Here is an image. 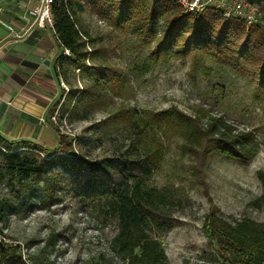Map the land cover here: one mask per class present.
I'll list each match as a JSON object with an SVG mask.
<instances>
[{"label":"rangeland","instance_id":"obj_1","mask_svg":"<svg viewBox=\"0 0 264 264\" xmlns=\"http://www.w3.org/2000/svg\"><path fill=\"white\" fill-rule=\"evenodd\" d=\"M78 26L88 35L86 63L101 73L65 67V78L56 76L61 101L47 125L67 135L80 155L103 161L117 180H140L178 198L180 205L173 210L177 225L161 238L168 263L207 264L210 246L203 223L213 207L229 222H264V212L251 205L261 194L257 172L264 171V100L254 98L249 78L210 60L195 73L189 59L148 66L150 47L113 30L89 10L78 16ZM51 45L59 55L53 40ZM171 107L201 124L221 116L238 131L254 132L260 143L257 155L241 165L212 154L197 174L195 157L181 149V134L142 128ZM53 134L55 139L44 144L50 149L58 144ZM146 148L155 153L153 167ZM6 184L0 182V200H6L0 239L18 244L25 264H124L111 251L118 221L103 201L73 199L61 190V200L47 208L31 191L19 192L17 186L11 191Z\"/></svg>","mask_w":264,"mask_h":264},{"label":"trees","instance_id":"obj_2","mask_svg":"<svg viewBox=\"0 0 264 264\" xmlns=\"http://www.w3.org/2000/svg\"><path fill=\"white\" fill-rule=\"evenodd\" d=\"M247 1L261 11L260 22L247 25L240 19L224 18L211 6L199 14L186 13L175 0H52V31L61 52L55 59L54 72L58 78H65V67L70 66L101 73L86 63L90 57L86 50L88 35L78 26V16L89 10L113 30L150 47L148 66L189 59L190 71L195 73L210 60L249 78L254 98L264 100V0ZM61 96L48 108L47 123ZM141 125L181 134V149L199 164L197 174L212 154L246 165L260 146L254 132L238 131L221 116H211L201 124L174 107ZM49 126L58 137L53 149L0 134V157L5 161L0 165V182L6 181L11 191L16 186L19 192L31 191L47 208L61 200V190L73 199L103 201L107 213L118 221V232L110 243L116 257L124 264H169L161 238L176 227L173 210L180 200L168 190L146 187L140 180H117L103 161L80 155L67 135L53 124ZM144 153L153 167L155 153L148 148ZM257 178L261 194L251 205L264 212V171H258ZM5 212L6 200H0V221ZM203 226L210 246L207 264H264V222L249 218L229 222L213 207L205 215ZM0 264H25L20 246L0 239Z\"/></svg>","mask_w":264,"mask_h":264},{"label":"crops","instance_id":"obj_3","mask_svg":"<svg viewBox=\"0 0 264 264\" xmlns=\"http://www.w3.org/2000/svg\"><path fill=\"white\" fill-rule=\"evenodd\" d=\"M51 40L57 45L46 29L32 28L21 37L0 32V134L6 138L43 145L55 139L45 118L58 85Z\"/></svg>","mask_w":264,"mask_h":264},{"label":"built area","instance_id":"obj_4","mask_svg":"<svg viewBox=\"0 0 264 264\" xmlns=\"http://www.w3.org/2000/svg\"><path fill=\"white\" fill-rule=\"evenodd\" d=\"M186 13L199 14L211 6L224 18L240 19L247 25L260 22L262 13L247 0H175ZM52 0H0V26L9 34L21 37L32 28L46 29L52 33ZM23 22V25L20 24ZM54 120V117L51 116Z\"/></svg>","mask_w":264,"mask_h":264}]
</instances>
